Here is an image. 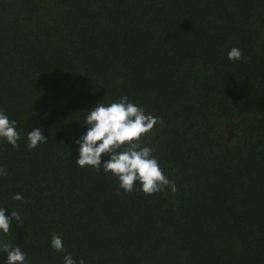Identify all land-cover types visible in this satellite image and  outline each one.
Instances as JSON below:
<instances>
[{"label":"trees","instance_id":"1","mask_svg":"<svg viewBox=\"0 0 264 264\" xmlns=\"http://www.w3.org/2000/svg\"><path fill=\"white\" fill-rule=\"evenodd\" d=\"M123 96L175 193L77 165L86 111ZM0 111V243L25 264H264V0H0Z\"/></svg>","mask_w":264,"mask_h":264},{"label":"clouds","instance_id":"2","mask_svg":"<svg viewBox=\"0 0 264 264\" xmlns=\"http://www.w3.org/2000/svg\"><path fill=\"white\" fill-rule=\"evenodd\" d=\"M243 53L238 48L228 52V59L239 61ZM83 121L88 126L86 134L78 141L79 158L76 163L81 168L91 167L97 171L103 168L118 178L119 187L131 193L135 190L137 182L140 191L145 195H153L163 191L166 187L173 193L177 191L176 185L171 181L159 166V162L152 155L150 147H141V139L151 132L159 122L157 117L146 114L145 111L129 101L127 96L107 105L99 103L93 106ZM29 150L37 148L41 143L47 142V137L40 129H33L26 133ZM21 139L16 130V122L10 121L8 116L0 111V140H5L13 148L18 147ZM109 159L102 162V156ZM6 170L0 167V176L6 175ZM15 200H22L20 194L14 196ZM20 215L12 210L11 217L6 215V208H0V233L7 235L13 221H20ZM50 246L55 250L64 251L60 236L54 235ZM0 252L7 253L6 264H25L26 255L19 246L0 243ZM64 264H77L71 254L64 256ZM79 264H85L83 259Z\"/></svg>","mask_w":264,"mask_h":264}]
</instances>
